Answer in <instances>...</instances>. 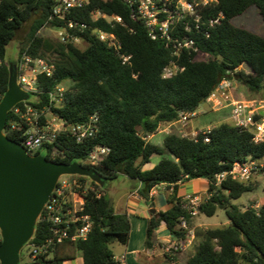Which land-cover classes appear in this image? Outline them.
I'll return each instance as SVG.
<instances>
[{
	"label": "trees",
	"instance_id": "16d2710c",
	"mask_svg": "<svg viewBox=\"0 0 264 264\" xmlns=\"http://www.w3.org/2000/svg\"><path fill=\"white\" fill-rule=\"evenodd\" d=\"M54 3L55 0H0L2 96L8 90L11 65L6 57L7 48L19 31L32 23L16 63L23 54H30L52 59L56 64L54 77L39 78L41 101L32 105L48 106V95L69 81L72 84L66 88L63 103L52 106V111L67 126L87 123L93 116L98 118V133L93 138L79 143L72 136L61 135L56 146L65 158L53 162L79 163L106 181L124 175L143 184L140 193L144 197L162 184L167 185L169 192L172 188L168 194L172 208L160 212L148 223L147 249L152 247L155 232L162 223L174 238L187 240L189 232L179 225L185 219L190 227L195 216L186 210L187 202L177 196L178 182L207 179L210 197L200 203L198 215L213 217L221 209L230 224L198 232L196 237L201 240L187 264H264V204L258 209L254 206L242 209L234 201L253 192L254 187L231 178L218 186L215 179L218 174L229 172L236 161L262 159L264 144H256L249 130L225 122L211 128L209 142L204 141L202 134L193 139L177 131L166 136L163 147L144 138L155 134L161 124L177 122L181 112H197L201 102L207 103L225 78L238 81L252 93L264 92V37L233 25L234 18L250 7L258 8L264 19V0H219L211 9L212 16L223 13L224 19L210 30L208 37L196 39L198 52L185 50L179 57L172 55L165 42L151 40L143 24L131 19L129 8L121 0H90L87 7L72 10L67 19L78 23L73 29H68L64 21L49 20ZM97 10L120 16L123 23L94 20L92 12ZM44 27L64 28L84 42L86 48H78L73 41L46 39L40 36ZM96 30L115 34L121 49L101 41ZM200 55L207 59L198 60ZM124 57H129V61L125 62ZM172 61L184 70L165 80L162 71ZM241 67L248 71L239 70ZM10 120L11 114L7 126ZM7 136L21 143L17 133L7 132ZM97 146L109 147L111 151L93 165L88 157ZM155 155L161 156L159 164L143 171ZM35 156L52 161L44 151H38ZM79 179L89 181L90 186L102 193L98 198L90 191L86 197L85 213L93 221L88 239L65 242L28 264H64L72 259V250L82 253L84 264H119L111 245L128 244L130 220L127 215L115 212L104 187L87 177L79 176ZM50 237V226L40 218L29 244L41 246ZM179 254L167 256L168 261L179 264Z\"/></svg>",
	"mask_w": 264,
	"mask_h": 264
},
{
	"label": "built area",
	"instance_id": "2783aa9c",
	"mask_svg": "<svg viewBox=\"0 0 264 264\" xmlns=\"http://www.w3.org/2000/svg\"><path fill=\"white\" fill-rule=\"evenodd\" d=\"M219 0H121L130 10L131 19L141 22L151 40L163 41L171 49L172 55L179 57L185 50L198 52L196 39L208 37L210 30L220 24L224 19V14L220 13L216 17L212 16L211 9L215 8ZM90 4V0H55L50 21H64L68 29L75 28L78 23L67 19L72 10L82 9ZM94 20H106L108 23H123L120 16L108 15L101 11H93ZM82 28L86 25L82 24ZM63 43L69 41L78 42L64 28L55 29ZM101 41L116 49H121V45L115 34H109L101 30H96ZM129 57H124L128 62ZM2 62L0 60V68ZM17 84L22 91L30 96V99L17 104L10 111L11 120L4 130L18 134L21 145L31 155L35 156L38 151H44L52 161L64 159L63 151H60L56 144L61 135L72 136L81 143L88 138H93L98 133V118L93 116L89 122L79 125H65L51 109L54 105L63 103L66 87L59 85L52 91L49 97V105L34 107L33 102H40L41 90L39 88V78H52L55 75L56 66L51 60L44 57H35L30 54H23L18 58ZM184 70L175 61L168 64L162 71V78L165 80L175 77ZM232 80L223 79L215 91L212 93L207 103L214 109L230 108L231 125L243 130H249L253 134V141L256 144H264V100H235L231 95ZM3 96L0 92V102ZM195 113L181 112L177 123L181 126L180 134L184 137L196 139L202 134L205 142H209L211 128H206L198 132L188 133L186 126L195 118ZM110 148L97 146L88 157L90 164H98L110 153ZM264 173V156L260 160L249 159L246 162L236 161L229 172L218 174L216 184L219 186L228 178L234 181L245 183L254 174ZM68 177V178H65ZM87 182V181H86ZM79 179V176H63L59 179L51 197L46 203L40 216L44 222L50 226L51 237L41 246L27 244L29 261L28 264L39 256L50 254L54 247L65 242L77 243L88 239L91 233L93 221L90 215L85 213L86 197L90 191L95 192L96 197L102 193L96 191ZM183 183L179 181L178 184ZM172 190V188H171ZM210 195L207 199H209ZM206 199V200H207ZM187 204L186 210L191 215H198V207L202 199L189 196L184 199ZM205 201V200H204ZM179 228L190 231V227L185 219L181 220ZM189 234L187 235L188 238ZM0 239L1 231H0ZM187 241V240H186ZM186 241L174 238L163 248L166 256L182 253L185 250ZM124 258H122V261ZM21 263V262H20Z\"/></svg>",
	"mask_w": 264,
	"mask_h": 264
},
{
	"label": "water",
	"instance_id": "95a60500",
	"mask_svg": "<svg viewBox=\"0 0 264 264\" xmlns=\"http://www.w3.org/2000/svg\"><path fill=\"white\" fill-rule=\"evenodd\" d=\"M29 99L17 84L16 64L10 65L8 90L0 102V264H20L21 251L32 240L61 177H87L101 187L105 184L100 175L79 163L69 165L33 156L4 134L10 111ZM152 213L158 217L155 210Z\"/></svg>",
	"mask_w": 264,
	"mask_h": 264
},
{
	"label": "crops",
	"instance_id": "0c3cea01",
	"mask_svg": "<svg viewBox=\"0 0 264 264\" xmlns=\"http://www.w3.org/2000/svg\"><path fill=\"white\" fill-rule=\"evenodd\" d=\"M232 95V94H231ZM233 96V95H232ZM209 110L206 108L204 112H196L195 125L186 126L188 132H198L206 128V126L214 120H223V123L230 121V108L214 109L211 104ZM222 123V122H221ZM188 127V128H187ZM179 123H164L161 124L155 134L147 136L148 142L163 147L166 136L177 131L181 132ZM161 160V156L155 155L149 163L144 165L143 171H149L155 168ZM118 185H104L105 194L111 200L113 208L117 214L127 215L131 223V232L127 245L114 243L111 248L114 252L115 259L119 264H171L167 256L164 254L163 248L171 241V234L167 230L164 223L155 232V238L152 247L146 248L147 227L151 218L155 217L152 210L159 215L160 212H165L172 208L168 202L167 185H159L155 187L148 195L144 197L140 191L143 189V184L139 181L132 180L124 175L119 176L116 180ZM210 182L207 179H193L185 181L178 186L177 196L186 199L189 196L198 197L203 201L209 196ZM257 206H254L256 208ZM230 224V221L228 222ZM189 236L186 241L185 251L192 245L195 236L192 233L191 227ZM72 259L64 264H84L83 256L80 251L72 250ZM182 255L177 257L178 263L182 264ZM122 258L124 260L122 261Z\"/></svg>",
	"mask_w": 264,
	"mask_h": 264
},
{
	"label": "rangeland",
	"instance_id": "374dc122",
	"mask_svg": "<svg viewBox=\"0 0 264 264\" xmlns=\"http://www.w3.org/2000/svg\"><path fill=\"white\" fill-rule=\"evenodd\" d=\"M32 23H28L25 25L23 29H21L14 41H12L8 48H7V61L14 65L16 64V58L18 56V52L22 46V44L26 41L28 33L30 31V26ZM233 25L236 27H242L245 28L255 34H258L262 37H264V19L260 15V12L258 8L256 7H250L245 13H243L240 16H237L233 20ZM40 36L52 40L54 42H60V38L58 35L57 30L44 27L40 31ZM62 42V41H61ZM76 46L80 49H85L86 44L82 41L75 42ZM207 57L204 55H200L198 57V60H206ZM55 64L54 61H52ZM56 66V64H55ZM239 70H245L248 71L246 67H241ZM71 82H66L65 87L68 88L71 86ZM231 94L233 95V98L235 100H245L249 101L251 98H264V92L263 93H252L248 90L246 86L239 83L238 81H232V88H231ZM206 108L210 109V106L206 103H203L200 105L199 109L197 110L199 113L204 112ZM212 111V110H211ZM223 123V120H214L210 123H207L206 126H217L219 124ZM196 119L193 118L189 125H195ZM227 123L231 124V121H228ZM188 128V127H187ZM188 132V131H187ZM192 133V132H188ZM68 178V177H65ZM87 184H90L89 181L86 182ZM104 185L110 186L112 184L118 185V181H106L104 180ZM245 184H250L254 187V191L250 193H245L242 195V197L236 201H234V204L238 205L242 209H247L252 206H257L256 209L260 208L264 204V173H258L254 174ZM228 217L226 215V212L224 210L219 209L217 213L213 217H208L202 214H199L194 217L191 223V230L193 235L195 236V239L192 243V245L188 248L187 251L182 252V264H187L188 259L194 255L197 245L200 238H197L196 235L198 232L206 231L208 229H214V228H222L228 225ZM21 263L29 261L28 257V249H26V246L21 251L20 254Z\"/></svg>",
	"mask_w": 264,
	"mask_h": 264
}]
</instances>
